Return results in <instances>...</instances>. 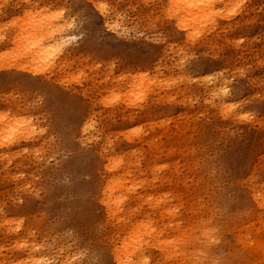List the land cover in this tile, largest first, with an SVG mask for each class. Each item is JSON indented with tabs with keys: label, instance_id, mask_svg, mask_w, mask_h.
<instances>
[{
	"label": "rangeland",
	"instance_id": "1",
	"mask_svg": "<svg viewBox=\"0 0 264 264\" xmlns=\"http://www.w3.org/2000/svg\"><path fill=\"white\" fill-rule=\"evenodd\" d=\"M230 3L192 40L170 0H0V118L39 130L0 147V264H264V0ZM90 9L115 39H92ZM42 17L64 61L36 73L16 54ZM118 158L128 247L100 197Z\"/></svg>",
	"mask_w": 264,
	"mask_h": 264
},
{
	"label": "bare ground",
	"instance_id": "2",
	"mask_svg": "<svg viewBox=\"0 0 264 264\" xmlns=\"http://www.w3.org/2000/svg\"><path fill=\"white\" fill-rule=\"evenodd\" d=\"M166 1L168 2L169 0ZM170 1L172 4V8L174 10V15L175 16L177 15V21L179 20L178 27L184 30L182 32L183 35L188 36L192 40L199 37V35L201 34V30L205 27L206 24H208V26L209 24L211 25L209 30L215 29L216 18H217L216 16L219 14V12L226 11V9L230 8L231 5L230 3L231 0H170ZM44 19L42 17V20H40L41 22H39V25L36 29L34 28L37 26V24H33L30 26L28 30L29 36L27 34L21 35L20 39L22 41L21 40L18 41V43L20 44L18 45L19 48L17 49V54H16L17 56L19 55L18 59L29 56L30 57L29 62L31 63V66L36 71V73L38 72L46 73L49 72L50 69L52 70V72L56 71L55 69L57 68L58 70L63 63L62 61H64V57L62 58L61 61L59 55L61 51V46L65 41V39L63 40L62 37L60 41L58 38H56V36L53 33L55 30L53 29L54 27H48L51 23V18L44 17ZM196 21L199 24H201V26H196L195 24ZM115 27H117V24ZM200 27H202L201 30ZM190 29L191 31H189ZM20 62L21 61L19 60L18 63ZM138 70L140 73H138V75H136L132 81V85H131L132 93L139 91V89L143 87L145 82L146 74L141 72L142 71L145 72L147 69H138ZM217 90L219 92L218 93L219 96L223 97V95H226L228 92L226 83L224 85L223 83L214 82L212 89L213 94L217 95L216 94ZM153 96H151L152 98L150 97L151 98L150 103H152L150 107L157 101V97L156 96L153 97ZM117 101L118 100H115V102ZM133 103H135L134 96L129 94L126 99L112 106L113 111L110 113L117 112L121 116L129 118L130 117L129 114H131L129 108L132 106ZM229 109L231 110L232 107H230ZM8 124L9 123H5V121H3L2 118H0V147H5L15 141H19L21 137L28 139V137H32L39 132V130H37L36 126L33 124L32 120L29 119L14 121L13 125L10 124L8 125ZM138 142H141L146 145H154V140L152 139V136H150L149 134L144 136H139ZM132 165L133 162L128 158L114 159L112 162L105 164L104 177L100 189L101 201L102 198H104L102 203L105 209L107 210V211L105 210L108 213L107 216L114 219V221H116L117 226H119L120 228L118 231L119 235L122 234L121 237L122 245L126 247L130 245V241L133 238H135L136 235H131L133 230L127 225V223H122L126 217H124L123 214L124 212L123 209H121V207L124 205L126 198L124 195H116L115 194L116 190L114 189L115 187L118 188V186H120L121 179L124 178L123 177L124 174L126 175L128 174L126 170L129 171ZM118 171H122V174H119ZM113 172H117L118 175H116ZM132 208H133L132 203H129L126 207V212L132 213ZM144 226L145 224H143L141 228ZM140 245H142V241L138 243V246ZM136 251H142L141 246L140 249L138 250L137 248ZM32 264H46V263H42V260H36L35 263Z\"/></svg>",
	"mask_w": 264,
	"mask_h": 264
},
{
	"label": "snow or ice",
	"instance_id": "3",
	"mask_svg": "<svg viewBox=\"0 0 264 264\" xmlns=\"http://www.w3.org/2000/svg\"><path fill=\"white\" fill-rule=\"evenodd\" d=\"M57 15H60V13L58 12ZM85 28H87L92 34L93 40L110 42L116 38L113 35V32H109L105 29L103 19L99 16V14L93 12L91 9L89 11L88 19L85 22Z\"/></svg>",
	"mask_w": 264,
	"mask_h": 264
}]
</instances>
